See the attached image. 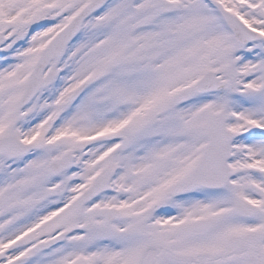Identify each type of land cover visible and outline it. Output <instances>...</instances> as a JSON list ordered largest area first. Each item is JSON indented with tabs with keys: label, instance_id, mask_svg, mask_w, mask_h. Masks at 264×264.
I'll return each instance as SVG.
<instances>
[{
	"label": "snow or ice",
	"instance_id": "snow-or-ice-1",
	"mask_svg": "<svg viewBox=\"0 0 264 264\" xmlns=\"http://www.w3.org/2000/svg\"><path fill=\"white\" fill-rule=\"evenodd\" d=\"M0 264H264V0H0Z\"/></svg>",
	"mask_w": 264,
	"mask_h": 264
}]
</instances>
